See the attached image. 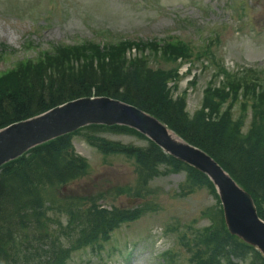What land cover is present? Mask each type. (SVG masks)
<instances>
[{
    "label": "rangeland",
    "instance_id": "1",
    "mask_svg": "<svg viewBox=\"0 0 264 264\" xmlns=\"http://www.w3.org/2000/svg\"><path fill=\"white\" fill-rule=\"evenodd\" d=\"M39 0H0V33L2 32H17L16 16L23 15L30 6L35 5ZM161 2H176L184 3L185 5H191L194 0H159ZM208 2L209 0H202ZM123 0H73L71 1L72 7H78L84 5L87 8H93L95 21L92 23L98 28H110L117 34H130L134 31H140L142 34H149L160 31L165 28V22L158 15L160 13L152 9L140 10L135 13L128 12ZM212 3L215 1L211 0ZM221 4H219L220 7ZM78 9L75 11L77 12ZM187 12L191 14H198L197 9L188 8ZM88 21V22H87ZM85 21L79 13L75 14V17L65 26V31L62 35L73 36H91L92 26L91 20L87 18ZM90 24V25H89ZM89 25V26H88ZM57 36L60 33V28L56 30ZM54 34V33H53ZM5 39L9 42L13 41L7 37ZM223 55L225 57L224 62L230 68H239L242 66H260L264 62V37L258 38L250 35H235L228 31L225 34L224 42L222 45ZM238 66V67H237ZM210 74V73H209ZM207 74H200L199 81L196 86L192 88V91L188 95V112L191 114L197 107V102L200 97V87L207 83ZM126 142L128 138H121ZM77 151L86 157L89 161H96V153L87 147L82 142H77ZM123 159H112V168H102L98 163L92 164L93 172L91 173V181L97 175L100 178H107L108 184L103 181L98 182L99 190H104L107 186H120L125 183H129L132 179L130 173V167L122 161ZM184 174L172 175L168 177H162L153 181L152 185L163 190L158 204L160 210L147 217L146 222L153 227V239L157 244H161V240L157 231L163 228L166 224L171 223L172 219H176L179 222H188L192 217H196V213L207 206L213 204L210 195L206 190L197 192L196 194L186 199H171L169 196L176 190V185L182 182ZM81 186V184H80ZM93 186V185H92ZM115 205L126 206L124 200L120 201V204ZM139 227H136L138 229ZM171 241L164 240L162 242L163 248L168 247ZM142 249L144 250L143 246ZM141 259L133 264H149L145 263L144 251L139 254ZM150 259H154V255L150 256Z\"/></svg>",
    "mask_w": 264,
    "mask_h": 264
},
{
    "label": "trees",
    "instance_id": "2",
    "mask_svg": "<svg viewBox=\"0 0 264 264\" xmlns=\"http://www.w3.org/2000/svg\"><path fill=\"white\" fill-rule=\"evenodd\" d=\"M86 89L83 86H74L71 93L65 95V97H73L78 94L84 93ZM127 99L139 106V107H157L159 99L155 92L151 91L148 87H141L139 85L133 86V88L126 95ZM29 99H27L28 101ZM22 101V100H21ZM58 100L51 98L43 99L38 98L37 100L29 101V102H19L9 99L3 105L0 103V126L11 121L16 118H23L25 116L33 115L35 112L42 111L46 107L57 103ZM204 142H208V140L204 139ZM215 144L213 146V150L216 154H221L224 156L218 149V144L220 140L215 137ZM44 170L51 173L52 167H43ZM17 181H9L7 185L0 187V233L3 227L9 229H16L19 223L23 221L21 218L24 216V219L27 218V214L29 209L27 207V197L26 193L22 195H17L13 192V186ZM21 181H20V190ZM26 196V197H24ZM15 217L19 222L17 223H9L8 219ZM7 246V242L3 243L0 235V264L7 262V257H4V248Z\"/></svg>",
    "mask_w": 264,
    "mask_h": 264
},
{
    "label": "bare ground",
    "instance_id": "3",
    "mask_svg": "<svg viewBox=\"0 0 264 264\" xmlns=\"http://www.w3.org/2000/svg\"><path fill=\"white\" fill-rule=\"evenodd\" d=\"M16 145V144H15ZM14 148H15V146H14ZM13 148V149H14ZM12 149V150H13ZM11 150V147L10 148H7V151H10ZM11 150V151H12ZM226 190L225 189H223V193L225 192ZM227 198L228 199H231V201H229V200H227ZM227 198L225 197V199H226V201H227V205H228V207H231L230 208V210L232 211L233 210V206H234V204H235V202H236V200L237 199H239V200H242L241 199V196H237V195H235V193L229 188L228 190H227ZM236 209H240V213H242V210H243V207H241V206H239V207H237ZM238 212V211H237ZM233 219H236L234 222H241L242 224L245 222L244 220H245V218L243 217V216H241L240 217V215L239 214H237L236 216L234 215L233 216ZM252 221V220H251ZM247 222H249V221H247ZM246 222V223H247ZM242 224H240V225H242ZM260 232L259 231H256V232H254L253 233V237H256L258 234H259ZM6 257H7V255H6Z\"/></svg>",
    "mask_w": 264,
    "mask_h": 264
},
{
    "label": "water",
    "instance_id": "4",
    "mask_svg": "<svg viewBox=\"0 0 264 264\" xmlns=\"http://www.w3.org/2000/svg\"><path fill=\"white\" fill-rule=\"evenodd\" d=\"M36 133L38 134L39 132L36 131ZM31 135L28 133L26 134L24 137L22 136L21 137V140H14L12 142V144H16L17 146L20 145V144H23L26 140H29L31 139L32 137H30ZM0 141H1V138H0ZM10 151H7V144L3 145L1 142H0V159H2V156L5 155L6 153H9ZM1 161V160H0Z\"/></svg>",
    "mask_w": 264,
    "mask_h": 264
}]
</instances>
